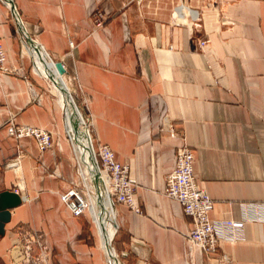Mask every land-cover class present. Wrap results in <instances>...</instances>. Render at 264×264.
I'll use <instances>...</instances> for the list:
<instances>
[{"label":"crops","instance_id":"0c3cea01","mask_svg":"<svg viewBox=\"0 0 264 264\" xmlns=\"http://www.w3.org/2000/svg\"><path fill=\"white\" fill-rule=\"evenodd\" d=\"M6 2L0 40L5 65L20 73L0 72V192L20 177L25 199L0 234V264H12L11 248L30 237L44 264H108L91 212L73 216L60 197L78 185L75 156L56 93L33 70L25 36L62 61L76 102L88 98L83 112L94 143L108 144L136 182L140 212L114 205L121 264H264V0H12L20 27ZM96 9L106 13L100 27ZM11 117L48 130L52 146L9 136ZM182 142L213 201L209 217L243 222L216 249L228 263L188 246L191 219L164 195ZM19 153V171L3 167ZM88 223L91 243L78 238Z\"/></svg>","mask_w":264,"mask_h":264},{"label":"built area","instance_id":"2783aa9c","mask_svg":"<svg viewBox=\"0 0 264 264\" xmlns=\"http://www.w3.org/2000/svg\"><path fill=\"white\" fill-rule=\"evenodd\" d=\"M6 4L8 7H10L8 2H6ZM190 14L192 15V18L196 17L194 11H191ZM93 15L95 17L94 25L96 27L102 26L104 20L106 19V13L100 9H96ZM206 42L207 40H201L199 45L203 46L206 44ZM29 49L32 55V68L34 70L36 52L32 47H29ZM0 72L20 73L19 69L10 68L5 65V53L1 40ZM72 91H75L74 88ZM87 105L88 98L86 96H84L81 104H76L81 114V123L86 128V132L88 134L90 146L97 163V168L104 176V178L100 177L101 188L104 190V193L108 195L113 208L115 203H123L131 208L134 212H140V209L134 199V193L136 192V182L129 175L128 165L115 160L114 152L108 144L101 142L94 143L93 141L92 119L89 115H86L83 112V110H86ZM60 107L64 114L65 123V113L62 106ZM81 110L84 115L82 114ZM5 127L7 134L12 138L21 139L25 137H31L35 139L40 150H45L52 146L51 134L44 128L35 127L29 124L17 123L12 117L7 120ZM65 132L73 147L76 161V172L78 176H80L81 182L84 185L86 191H82L79 188L78 183L77 186H73L65 192H60V197L70 210L71 214L77 217L90 209L94 203L96 194L94 187L91 184L90 173L85 170V164L82 161L81 154L75 148V143L66 128V123ZM170 135L175 136V133L172 131L170 132ZM20 158L21 155L19 153L15 157L11 158V160H9L7 163H5L3 167H11L15 171H19ZM193 162V149L185 142H182L175 149L173 168L164 176V195L177 200L181 204L183 212L191 219V228L185 235L188 246L190 248L194 246L202 248L206 252L210 262L228 263L230 262L229 257L226 254L217 253L216 249L221 241L234 239L237 231L242 227L243 222L224 218L214 220L209 217V211L212 208L213 201L206 190L202 188L196 181L193 172ZM22 190L23 180L19 177L13 191L21 194ZM22 197L25 199V196L22 195ZM253 208L256 210L257 205H254ZM254 217L255 219H260V216L257 213ZM28 240L29 241H27L25 244H16L11 248L12 251L17 254L11 258L12 264H44L43 252L36 256L32 255L31 252V243H37L40 245L39 240L35 237H30ZM108 264H111L110 258H108Z\"/></svg>","mask_w":264,"mask_h":264},{"label":"bare ground","instance_id":"6f19581e","mask_svg":"<svg viewBox=\"0 0 264 264\" xmlns=\"http://www.w3.org/2000/svg\"><path fill=\"white\" fill-rule=\"evenodd\" d=\"M35 71L45 76L47 79H49L50 73L52 72L53 77L56 79V83L52 85L58 92V103L64 110L66 128L70 136L72 137L73 134H76L75 128L73 126V120L77 119L79 124L82 121L79 109L73 106L72 103L70 104L68 94H66L67 91L70 92L68 78L65 77L64 74L58 73V71L54 67V61L43 49H40V52L36 53ZM71 83L72 82L70 80V84ZM78 128L79 135H76L78 138V143H75V148L81 154L82 161L85 164V170L90 173V171L95 170V165L91 160L88 134L86 132V128L82 125V123ZM99 174L101 178H104V176L100 172ZM101 196L103 202V210L100 211L99 207L97 206L96 196L94 199V203L91 206L96 233L98 234V239L102 249L108 256H110L111 264H121L119 256L112 245V240L114 238L116 228L114 208L112 206L111 200L108 198V195L104 193L103 189ZM114 256H117V261L113 259Z\"/></svg>","mask_w":264,"mask_h":264},{"label":"water","instance_id":"95a60500","mask_svg":"<svg viewBox=\"0 0 264 264\" xmlns=\"http://www.w3.org/2000/svg\"><path fill=\"white\" fill-rule=\"evenodd\" d=\"M7 2L9 4L10 9L12 10L15 18H16L18 26L20 27V24H21L20 15L18 14L17 10L15 9L14 5L12 4V0H7ZM25 39H26V42L34 49V51L36 53L40 52V49H43L40 46V44L38 42H36L30 36H25ZM54 67L58 71L59 74H66V69H65L62 61H60V60L54 61ZM49 80L52 82V84L56 83V79L53 77L52 72L50 73ZM62 90H63V88H62ZM66 94H68L70 104L72 103L73 106L77 107L71 93L69 91H67ZM78 125H79L78 120L77 119L73 120V126L75 128L76 134L75 135L73 134L72 139H73L74 143H76V144L78 143L77 136L79 135ZM90 152H91V160L94 162V165H95V170L90 171V179H91V182H92L94 189H95L97 206L99 207V209L101 211V210H103V202H102V196H101L102 188L100 185L101 178H100L99 170L97 168V163H96L94 154L92 152L91 146H90ZM22 202H23V197L20 193H16L13 190H3L2 192H0V234H4L5 225H6V223H8L10 221L11 210L16 208L17 206H19ZM107 257L110 258V256H108V255H107ZM113 259L115 261L118 260L117 256H114Z\"/></svg>","mask_w":264,"mask_h":264},{"label":"rangeland","instance_id":"374dc122","mask_svg":"<svg viewBox=\"0 0 264 264\" xmlns=\"http://www.w3.org/2000/svg\"><path fill=\"white\" fill-rule=\"evenodd\" d=\"M55 61V60H54ZM64 76L65 77H67L68 78V76H66L65 74H64ZM45 78V77H44ZM47 79V78H46ZM70 82V80L68 81V83ZM50 85H52V83H50ZM52 88H53V90L55 91V93H56V99H58V92L56 91V89L54 88V86L52 85ZM69 88H70V92H71V94H72V96H73V98H74V100H75V102H76V98H75V96H74V93H73V84L71 83H69ZM76 104L77 105H79L77 102H76ZM81 112H82V110H81ZM82 114H83V112H82ZM84 115V114H83ZM81 124V123H80ZM80 124L78 125V127L80 126ZM79 129V128H78ZM77 173V172H76ZM78 175V174H77ZM78 180H79V188L82 190V191H86V189H85V187H84V185L82 184V182H81V179H80V176H78ZM91 184H92V182H91ZM93 185V184H92ZM94 187V186H93ZM94 191H95V189H94ZM88 211H90L91 212V215H92V221H91V225H92V229H93V231L95 232V234H96V236H97V238H98V234L96 233V229H95V226H94V219H93V213H92V207H90V209L88 210ZM87 211V212H88ZM89 213V212H88ZM112 242H114V238H113V240H112ZM112 245H113V243H112ZM114 247V246H113ZM116 252H117V254L119 255V253H118V251L116 250Z\"/></svg>","mask_w":264,"mask_h":264},{"label":"trees","instance_id":"16d2710c","mask_svg":"<svg viewBox=\"0 0 264 264\" xmlns=\"http://www.w3.org/2000/svg\"><path fill=\"white\" fill-rule=\"evenodd\" d=\"M78 238L84 240L86 243L92 242V231L90 229L89 223L83 225L82 231L78 235Z\"/></svg>","mask_w":264,"mask_h":264}]
</instances>
